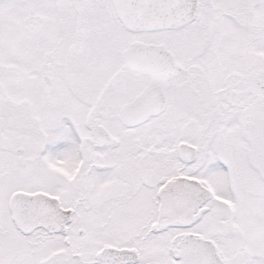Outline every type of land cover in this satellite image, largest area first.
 Returning a JSON list of instances; mask_svg holds the SVG:
<instances>
[{
	"label": "snow or ice",
	"instance_id": "1",
	"mask_svg": "<svg viewBox=\"0 0 264 264\" xmlns=\"http://www.w3.org/2000/svg\"><path fill=\"white\" fill-rule=\"evenodd\" d=\"M0 264H264V0H0Z\"/></svg>",
	"mask_w": 264,
	"mask_h": 264
}]
</instances>
